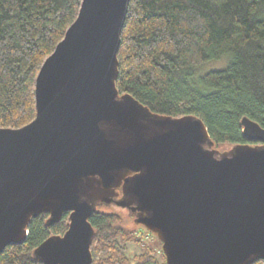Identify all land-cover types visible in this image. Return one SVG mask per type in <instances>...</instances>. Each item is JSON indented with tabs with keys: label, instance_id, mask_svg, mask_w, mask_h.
<instances>
[{
	"label": "water",
	"instance_id": "1",
	"mask_svg": "<svg viewBox=\"0 0 264 264\" xmlns=\"http://www.w3.org/2000/svg\"><path fill=\"white\" fill-rule=\"evenodd\" d=\"M130 0H83L36 79V118L0 129V254L26 242L33 218L70 213L64 235L34 251L43 264H92L99 208L162 241L167 264L264 260V128L215 147L196 116L154 113L117 88Z\"/></svg>",
	"mask_w": 264,
	"mask_h": 264
},
{
	"label": "trees",
	"instance_id": "2",
	"mask_svg": "<svg viewBox=\"0 0 264 264\" xmlns=\"http://www.w3.org/2000/svg\"><path fill=\"white\" fill-rule=\"evenodd\" d=\"M82 1L0 0V129H19L36 118L37 76ZM225 55L226 68L196 76L202 65ZM118 60L121 95L129 93L161 115L199 117L218 149L249 143L244 117L264 128V0H130ZM121 214L94 212L92 264H167L162 251L160 257L151 251L129 255L142 239ZM49 217L33 218L26 242L6 247L0 264H43L35 249L64 235L70 224L69 212L54 225Z\"/></svg>",
	"mask_w": 264,
	"mask_h": 264
},
{
	"label": "rangeland",
	"instance_id": "3",
	"mask_svg": "<svg viewBox=\"0 0 264 264\" xmlns=\"http://www.w3.org/2000/svg\"><path fill=\"white\" fill-rule=\"evenodd\" d=\"M229 60H230L229 55H225L220 60L207 62L197 70L196 76L197 77L201 76L211 70L224 69L229 64ZM121 213L125 227L128 230L134 232V234L138 236L140 239H142V242L133 243L130 246L131 249L129 255L133 256L137 253L151 251L160 257L161 251L163 252L162 241L158 239L155 234L150 232L143 225H137L134 222V218L129 216L127 212H121Z\"/></svg>",
	"mask_w": 264,
	"mask_h": 264
}]
</instances>
